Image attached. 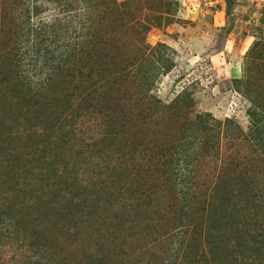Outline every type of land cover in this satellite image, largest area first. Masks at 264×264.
<instances>
[{
  "label": "rangeland",
  "instance_id": "rangeland-1",
  "mask_svg": "<svg viewBox=\"0 0 264 264\" xmlns=\"http://www.w3.org/2000/svg\"><path fill=\"white\" fill-rule=\"evenodd\" d=\"M0 264H264V0H0Z\"/></svg>",
  "mask_w": 264,
  "mask_h": 264
}]
</instances>
